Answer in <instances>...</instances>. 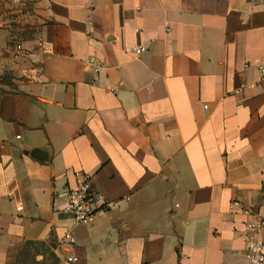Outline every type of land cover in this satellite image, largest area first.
I'll list each match as a JSON object with an SVG mask.
<instances>
[{"label":"crops","instance_id":"crops-1","mask_svg":"<svg viewBox=\"0 0 264 264\" xmlns=\"http://www.w3.org/2000/svg\"><path fill=\"white\" fill-rule=\"evenodd\" d=\"M260 66L264 0H0V264H251L230 205L264 217V79L237 92ZM77 171L116 202L89 225Z\"/></svg>","mask_w":264,"mask_h":264},{"label":"built area","instance_id":"built-area-1","mask_svg":"<svg viewBox=\"0 0 264 264\" xmlns=\"http://www.w3.org/2000/svg\"><path fill=\"white\" fill-rule=\"evenodd\" d=\"M17 49L19 51L23 50L22 44H18ZM147 49V42L138 44L134 48L135 57L139 58ZM84 62L92 71L98 74L104 68L101 63L90 58L85 59ZM259 68L260 71L256 79L240 83L237 92L257 88L259 83L264 79V68L262 66ZM108 89L113 93L119 91L117 85H108ZM205 107H208V105H205ZM76 176L78 178L76 184L68 187L64 192L67 197L64 210L70 213L78 224L89 225L93 223L97 215L113 209L116 202L109 199L105 193L95 187L92 182V173L77 171ZM17 210H23V206L18 207ZM230 211L234 215L244 217L241 228L239 225H235V229L241 231L242 237L246 241L245 255L251 264H264V217L256 211L254 205L246 204L244 201L238 199L231 203ZM64 242L68 244L75 243V238L71 232L65 234ZM66 259L71 263L79 261V257L76 255H69Z\"/></svg>","mask_w":264,"mask_h":264}]
</instances>
